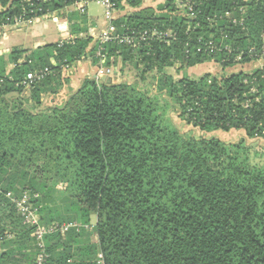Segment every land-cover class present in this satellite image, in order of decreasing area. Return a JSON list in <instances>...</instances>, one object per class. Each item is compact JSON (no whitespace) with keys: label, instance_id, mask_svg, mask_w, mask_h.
I'll use <instances>...</instances> for the list:
<instances>
[{"label":"trees","instance_id":"trees-1","mask_svg":"<svg viewBox=\"0 0 264 264\" xmlns=\"http://www.w3.org/2000/svg\"><path fill=\"white\" fill-rule=\"evenodd\" d=\"M81 1L0 0V26L67 10L74 36L0 57V264H35L40 252L7 194L29 196L39 225H80L43 236L42 264H264V162L246 144L264 141V0H191L193 20L178 8L188 0L156 10L111 0L118 35L171 31L172 39L102 44L105 64L114 59L122 76L128 65L135 79L84 78L63 103L44 105L66 83L63 66L89 56L98 68L86 14L69 10ZM239 8L242 25L225 16ZM254 60L251 71L226 73ZM208 62L223 73H168ZM43 68L52 73L21 85ZM172 114L200 132L244 138L186 135Z\"/></svg>","mask_w":264,"mask_h":264},{"label":"built area","instance_id":"built-area-1","mask_svg":"<svg viewBox=\"0 0 264 264\" xmlns=\"http://www.w3.org/2000/svg\"><path fill=\"white\" fill-rule=\"evenodd\" d=\"M144 1V0H142ZM247 1V0H245ZM91 2L88 0H82L81 2L75 4L72 8H75L77 11H79L81 14H86V8L87 4ZM96 2H100L105 11V20L107 22L106 30L104 31L103 35L101 36V44H106L112 41L118 42V43H125L129 45L133 44H140L142 42H146L148 39H156L159 41L167 42L170 39H172V32H152L148 33L147 31L139 34L132 33L131 35H125L120 36L116 33L115 28L113 25H111V22L113 21L114 15L116 13V9L114 4L111 2V0H96ZM178 8L186 11L189 13V19H194V3L191 0H188L186 2H178ZM239 17H234L232 13H226V17L229 18L234 24L238 22V24H241L244 22L245 17L243 16L245 13V8H239ZM50 15V14H47ZM46 16V15H44ZM43 17V16H41ZM40 17H34L30 18L29 20L25 21H18L14 20L13 25H20L24 23H29L33 20H36ZM208 51L212 52L214 46L212 43L208 44ZM199 50V49H198ZM261 53L264 54V43L261 46ZM107 56L103 52V48H99V50L96 53V58H98L99 66L97 70L94 72L93 76H91L92 79L98 81L102 79L103 77L109 78L111 82H115L118 80V75H116L117 70L112 67V65L107 66L106 58ZM70 66L66 65L63 66L61 70H68ZM52 71L50 68H43L39 71L28 73L26 75L25 80L21 83V85L25 89H29L33 84L40 82L44 80L46 77H48ZM115 77V78H114ZM7 197L11 199L12 202L15 203L17 210L19 212L20 217L23 219V223L27 224L29 226H34L33 236L37 242V247L39 248V254L36 257L35 264H42L44 260L47 258V255L44 253V246L42 242V238L45 234L52 233L56 230H59L61 234L66 233L68 230L72 229V227L75 228V225L73 223H62L61 225L57 223H52L49 227H45L42 225H39V216L36 213V208L32 206V204L29 202L30 197L27 195L22 196L20 199H14L11 197L10 194H7ZM77 229V228H76Z\"/></svg>","mask_w":264,"mask_h":264},{"label":"rangeland","instance_id":"rangeland-1","mask_svg":"<svg viewBox=\"0 0 264 264\" xmlns=\"http://www.w3.org/2000/svg\"><path fill=\"white\" fill-rule=\"evenodd\" d=\"M161 1L162 0H153V2H152V0H146V2H144L145 3L144 7L146 6L147 8H152V5L150 6L151 3L154 5H156V4L160 5ZM86 17L89 21V27L94 29L95 31H98L101 28V25L103 24V21H104V8H103V6L99 3H97L96 1L89 2L88 6H87ZM29 28L30 27H26L25 29H23V31L17 33L18 36H16V37L20 38L21 36H23L24 38H26V40L32 41V39H30L28 36ZM36 33H40V36H39L40 39L39 38L38 39L40 41L43 40V41L47 42V44L55 43V41H57L58 39H60L59 41H61L62 40L61 37H63V35H64L63 32H61V33L59 32L56 24L53 23L51 21V19L44 21V26H40L39 29H37ZM35 40L36 39H34V41ZM32 45L33 44H31L29 46H32ZM29 46H27V47H29ZM24 47H26V44ZM259 64H260V62L255 61V60L250 61V62H246L245 64H237L234 67L228 68L229 70H227L226 73L237 72L239 70H243V71L248 72V71H251L252 69L258 67ZM114 67L116 68L117 72H119L121 65L119 63H117V64H115ZM168 73L172 74L174 77H183L184 75H187L190 78H197V77L203 75L204 73L221 75L223 72L221 71L220 67L216 63L208 62V63H205L203 65L196 66L194 68L186 69L183 71H178L177 67L175 66L174 68L169 69ZM119 74H120V81L126 80L129 83H131L135 79V75H136L135 71H133V70L131 71L130 66H128V65L125 66L124 71L122 72V74H124V75L122 76L121 72ZM119 82L118 81L115 82V80H114L113 83H119ZM63 100H64V98H63ZM59 102H56V103L59 104ZM49 103H51V101H49V97H48L47 100L44 102V104H49ZM172 116H173L174 122L176 123L179 130L186 135H191L193 137H201V138L215 137V138H218L225 143H237L240 141V139L244 138L243 133L241 131H237V130L236 131L231 130L229 132L213 131L211 133L200 132L196 129H193L191 127L186 126L175 114H172ZM246 144L250 148L251 155L256 156L257 159L261 158V160H262L261 162H264V141H262V140H257V141L246 140ZM72 223L75 225V228L72 227V229H76V228L78 229L80 227V225L77 224L76 222H72ZM92 239L94 241L96 240V238H94V237H92Z\"/></svg>","mask_w":264,"mask_h":264},{"label":"crops","instance_id":"crops-1","mask_svg":"<svg viewBox=\"0 0 264 264\" xmlns=\"http://www.w3.org/2000/svg\"><path fill=\"white\" fill-rule=\"evenodd\" d=\"M164 1L165 0H162L160 2V5L159 4L154 5L151 3L150 6L152 5V9L155 10L158 6H162ZM142 2L145 5L144 2H146V0H144ZM152 2H153V0H152ZM97 3L101 4L100 2H97ZM87 6H88V4H87ZM69 10L74 11L76 9L70 8ZM86 10H87V8H86ZM61 12H63V13H61ZM61 12L60 13H53L50 15H46V16L37 18L36 20H33L29 23H24V24H20V25L0 26V57L6 58V56L9 54L11 49L15 48V47L22 49V50L31 51V50H34L38 47L48 45L47 42H45L43 40L40 41L39 40L40 39L39 38L40 33H36L37 29H39L40 26H44V21H46L48 19H51V21L56 24L60 33L61 32L64 33L63 37H61L62 40L59 41L60 39H58L57 41H55V43H59V42H63V41H69V40L73 39L74 36H72L70 33L69 22H68V19L66 18V14L68 13V11L65 10V11H61ZM129 13H130V10L126 9L124 11V13H122V14H129ZM86 14H87V11H86ZM122 14H120V15H122ZM118 17H119V13H115L113 20L118 18ZM26 27H30L28 36L30 39H32V41L26 40V38H24L23 36H21L20 38L16 37V36H18L17 33L23 31V29H25ZM106 27H107V22L105 20V11H104V21H103V24L101 25V28L99 29L100 31L99 30L95 31L94 29L89 27L88 35L93 39V43L94 42L98 43L99 48L102 46L100 39H101V36L103 35L104 31L106 30ZM34 39H36V40L34 41ZM25 44H26V47H24ZM31 44H33V45L29 46ZM50 44H53V43H50ZM27 46H29V47H27ZM95 57H96V54H95ZM113 61H114V59L111 58L110 62H112V63L110 65H112V67L115 68L114 67L115 64H113ZM11 67H12L11 65H8L7 70H9ZM96 70H97V65H93L91 63V58L89 56L86 57L83 61L70 66V68L68 70H61L60 71V77L62 79H65L66 83L63 84L61 89L56 94H50V95L44 96L43 97V104L47 100V98L49 97V101H51V103L44 104V105H48V106L60 105L61 103H63L67 99V97L71 93H73L74 91H76L78 89L81 81L84 78H90L91 76H93V74ZM116 75H118L117 81L119 82L120 81L119 72H116ZM63 98H64V100H63ZM56 102H59V104H57ZM17 263L21 264L20 261ZM23 264H24V262H23Z\"/></svg>","mask_w":264,"mask_h":264},{"label":"water","instance_id":"water-1","mask_svg":"<svg viewBox=\"0 0 264 264\" xmlns=\"http://www.w3.org/2000/svg\"><path fill=\"white\" fill-rule=\"evenodd\" d=\"M106 78L105 77H103L101 80H105Z\"/></svg>","mask_w":264,"mask_h":264}]
</instances>
